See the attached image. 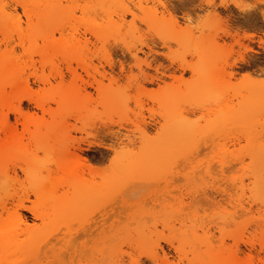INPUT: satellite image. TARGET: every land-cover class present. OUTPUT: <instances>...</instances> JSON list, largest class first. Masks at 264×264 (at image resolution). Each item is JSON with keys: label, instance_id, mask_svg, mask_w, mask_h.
<instances>
[{"label": "rangeland", "instance_id": "rangeland-1", "mask_svg": "<svg viewBox=\"0 0 264 264\" xmlns=\"http://www.w3.org/2000/svg\"><path fill=\"white\" fill-rule=\"evenodd\" d=\"M16 1L0 0V9L11 14L9 24L0 22V57L20 60L0 92L7 105L26 93L31 102L23 100V112L33 123L61 130L60 138L95 143L84 154L108 174L105 264H154L153 250L157 264H264V0H28L43 18L27 16ZM216 37L229 50L214 60L216 68L225 61L234 75L228 85L219 78L210 82L206 73L205 53L220 52L212 48ZM77 61L86 63L103 91L115 93L101 100L86 88L97 100V119L84 123L85 133L72 129L83 126L76 116L57 122L65 118L58 93L73 88L76 76L92 82ZM182 64L195 71L182 72ZM94 66L105 78L93 73ZM143 74L157 80L144 83ZM173 75L182 82L173 83ZM231 107L237 112L225 115ZM17 120L21 133L24 119L8 114L10 125ZM95 131V139L88 136ZM11 193L0 195V206ZM70 207L64 206L69 215ZM74 211L69 229L78 230L83 215Z\"/></svg>", "mask_w": 264, "mask_h": 264}, {"label": "bare ground", "instance_id": "bare-ground-1", "mask_svg": "<svg viewBox=\"0 0 264 264\" xmlns=\"http://www.w3.org/2000/svg\"><path fill=\"white\" fill-rule=\"evenodd\" d=\"M16 3L21 6L27 16L39 14L40 18H43L45 15L43 12L33 11L28 0H17ZM158 3L163 9V13H168L170 20L176 23L177 17L167 10L165 4H161L159 1ZM171 8L170 10H172ZM128 14L133 16L130 11ZM9 15L11 14L7 13L5 8H1L0 22L9 24L5 19ZM209 16L211 17V14ZM209 16L206 15L205 20ZM261 16L264 20V13ZM214 18L213 16L211 20ZM226 32L223 34L226 35ZM201 35L204 40L205 34ZM217 39V37L213 39L212 48L215 51L220 50V52L213 53L214 51L210 48L204 55L206 73L209 81L219 78L225 85H228L234 75L226 72L225 61L223 64L221 62L220 68H216L214 60L217 56L224 59L229 50H226V44L222 46L218 44ZM200 40L202 42V39ZM236 44L240 45L241 43L236 41ZM245 49L248 51L247 48ZM19 61L13 57H0V82L12 71L20 68ZM28 61H31L30 58ZM76 63L88 77L92 78V82L84 81L80 77L81 75L77 77L75 70L67 65L69 74L73 77L76 76V82H74L73 88L58 93L59 111L65 118L57 122L65 124L66 118L76 116L83 126L72 129L75 132L85 133L84 123L96 118V110L92 105L97 103V100L86 92V88H94L97 91V98L101 100L111 95L115 96V93L102 90L101 81H97L94 78L95 75L89 76L88 67L84 61ZM104 63L111 69L113 63L110 60H104ZM145 65L149 67V64ZM92 69L94 74L105 78L103 71L99 72L95 66ZM180 69L182 72L195 71L194 66L189 64H182ZM59 78L62 81L63 75L59 74ZM141 78L144 83H153L157 80L147 74H143ZM170 78L173 83L182 82V76L174 77L173 75ZM242 79L248 81L250 77L243 74ZM108 80L110 82L117 81L111 76ZM133 80L135 82V79ZM22 86L23 90L29 89L27 82ZM23 100L31 102L25 93L17 99L15 105H7L4 91L0 92V132L3 134L0 137V195L7 193L8 189H12L8 202L0 206V248L3 249L0 255V264H105L108 258V233L112 211L108 202V174L105 170H100L91 164L84 154L95 143L88 141V138L66 140L63 137L60 138L61 130H57L56 127L48 128L45 121L33 123L32 115L29 112H23L21 108ZM35 107L44 114L52 113L50 109H45L40 103H35ZM226 109L223 111L225 115L237 112L235 107ZM243 110L250 111L252 109L244 108ZM8 114L24 119V122L20 124L21 133L17 132L18 120L15 125L8 123ZM30 125L34 127L33 131L29 129ZM88 136L95 139L96 131L95 134H88ZM24 140H26L25 143ZM82 145L84 148L81 147ZM97 146L109 149L101 143ZM60 190L61 193L58 194ZM64 206H71L70 209H73V212L69 215L68 209H65ZM75 208L81 212L83 219L78 230H71L69 222L72 220L73 214H76ZM27 214L28 217H26ZM27 220H30L31 223H27ZM238 252V249L232 252L235 262L238 259ZM149 258L154 264H157L159 261L158 252L151 251Z\"/></svg>", "mask_w": 264, "mask_h": 264}]
</instances>
